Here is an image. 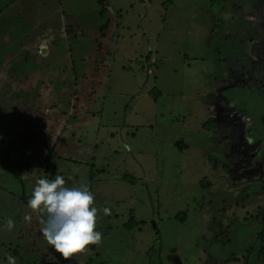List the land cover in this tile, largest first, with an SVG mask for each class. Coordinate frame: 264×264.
<instances>
[{
    "label": "rangeland",
    "instance_id": "374dc122",
    "mask_svg": "<svg viewBox=\"0 0 264 264\" xmlns=\"http://www.w3.org/2000/svg\"><path fill=\"white\" fill-rule=\"evenodd\" d=\"M9 1L0 30L30 36L0 62V264H67L28 208L57 174L103 233L72 264H264V0Z\"/></svg>",
    "mask_w": 264,
    "mask_h": 264
},
{
    "label": "clouds",
    "instance_id": "9594fccd",
    "mask_svg": "<svg viewBox=\"0 0 264 264\" xmlns=\"http://www.w3.org/2000/svg\"><path fill=\"white\" fill-rule=\"evenodd\" d=\"M21 179H27L26 173ZM28 208L44 217L41 229L44 239L65 260L75 254L87 252L91 246L103 243V233L97 231L99 210L95 206V195L86 185L68 187L62 175L54 179L40 178L28 200ZM104 214L110 209L104 208ZM31 220V216H25ZM8 229L15 221L8 219ZM10 264L15 260L9 257Z\"/></svg>",
    "mask_w": 264,
    "mask_h": 264
},
{
    "label": "trees",
    "instance_id": "16d2710c",
    "mask_svg": "<svg viewBox=\"0 0 264 264\" xmlns=\"http://www.w3.org/2000/svg\"><path fill=\"white\" fill-rule=\"evenodd\" d=\"M101 4V3H100ZM102 6H104V2L101 4ZM104 9H105V7H104ZM4 10H5V8H4ZM11 18H13V17H11ZM14 24H12L11 23V21H9V24H8V26H7V28H5V29H3V30H0V37L1 36H3L2 37V39H4V40H6V42L4 43V44H2V43H0V62L2 63V65L3 66H5V67H10L11 68V71L13 72V73H15V72H17L18 70H19V67L20 66H18V63H20V62H22V60H21V56L22 57H24L23 55L25 54V52H21V47H23V45H22V43H21V38L23 37L24 38V44H26L27 42H26V40H27V37L28 36H30V34H26L25 33V31H23V30H21L20 28H19V26H15L16 27V29H10V27L11 26H13ZM20 29V30H19ZM39 35H41V37L42 38H48L47 39V41H48V45H49V50H47L46 48L45 49H43L42 50V52H46L47 54H49L47 57L48 58H50V56L51 57H53L51 60L52 61H54V60H56L57 58H55V57H58V59L60 58V55L61 54H59L58 53V55H57V53H54V51H53V53H52V50H51V47H50V45L51 44H53V42L50 44V39L51 38H54V36H53V34H52V31L51 30H49V29H46V30H44L43 31V33H39ZM34 37V36H33ZM1 39V40H2ZM56 41H60L59 39H57L56 38ZM61 42H63V41H61ZM41 42H40V40H36V41H33V45H30L29 46V50H28V53L30 52V50H32V51H38V46H39V44H40ZM54 43H55V41H54ZM64 43H67V46H68V52H70L71 50H72V45H71V43L70 42H68V41H64ZM37 50H36V49ZM35 49V50H34ZM39 52V51H38ZM79 54V53H78ZM19 55H21L20 57H19ZM34 56H38V54H36V55H34ZM65 56V55H64ZM4 58V59H3ZM15 58V59H14ZM57 59V60H58ZM47 62H50V59L49 60H47ZM24 67V66H23ZM29 67H32V65H30ZM36 67V66H35ZM39 68V67H38ZM22 70V69H21ZM64 71H66V69L64 70ZM11 72V73H12ZM12 73V74H13ZM64 76L66 77V75H65V72H64ZM66 79L67 80H69V82H74L75 81V79H76V77L74 76V75H72L70 78L69 77H66ZM75 83V82H74ZM158 93V92H157ZM158 96H159V93L157 94ZM157 96V97H158ZM155 99H157V98H155ZM0 103H2V102H0ZM211 124H213L212 122H211ZM130 176H127V175H125L124 176V179L125 180H127V179H130L129 178ZM180 215L181 214H179V216L177 215V218L179 219V217H180ZM186 215V214H185ZM134 220L132 219V220H130V223L128 224V226L126 227L127 229H129V230H132V229H134ZM140 224L141 225H143L144 224V222H140ZM262 233H264V230L262 229L261 231H260V234L262 235ZM91 249H93L94 250V246L93 247H91ZM58 255L59 256H57V257H60V259L62 258L61 256H60V254L58 253ZM65 261V260H64ZM66 263L67 264H72L69 260H66Z\"/></svg>",
    "mask_w": 264,
    "mask_h": 264
},
{
    "label": "crops",
    "instance_id": "0c3cea01",
    "mask_svg": "<svg viewBox=\"0 0 264 264\" xmlns=\"http://www.w3.org/2000/svg\"><path fill=\"white\" fill-rule=\"evenodd\" d=\"M4 1L5 0H0V13H2V9H3V11H4V5L3 4H6V3H4ZM15 0H10L9 1V4H11V5H15V2H14ZM18 1V0H17ZM23 1H29V0H23ZM40 2V1H39ZM37 3V2H36ZM3 7V8H2ZM72 11V10H71ZM70 11V12H71ZM5 14H2V16H4ZM12 16H17V15H12ZM70 23H69V25H70V27H71V29H73V26H74V24L72 23V21H76V26H77V29H78V31L75 33L76 35H79V34H81L82 35V32H81V29H79L80 27H81V25H78V19H77V17L76 16H70ZM116 21H117V24H118V18H116ZM116 28H117V26H116ZM72 31H74V30H72ZM83 31H85V30H83ZM76 38V37H75ZM78 38V37H77ZM76 38V39H77ZM79 42H81V40H78ZM47 50H49V46H48V48H47ZM79 50L80 51H82V47H80L79 48ZM47 52V51H46ZM47 54V53H46ZM77 60L79 61V62H77V67L78 68H85V69H91L92 67H93V63L94 62H92L91 61V59H84V58H81L80 56L77 58ZM75 61H76V59H74V58H71V56H70V60L69 61H67L66 60V62H67V68H68V71L70 72V75H69V78L73 75L72 74V70L73 69H76V63H75ZM81 64H86V66H84V67H82L81 66ZM77 78V77H76ZM94 84V83H93ZM47 89H45V91H46Z\"/></svg>",
    "mask_w": 264,
    "mask_h": 264
}]
</instances>
